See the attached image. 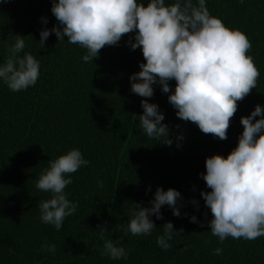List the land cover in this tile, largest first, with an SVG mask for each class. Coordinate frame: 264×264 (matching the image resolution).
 I'll use <instances>...</instances> for the list:
<instances>
[{
	"label": "trees",
	"instance_id": "16d2710c",
	"mask_svg": "<svg viewBox=\"0 0 264 264\" xmlns=\"http://www.w3.org/2000/svg\"><path fill=\"white\" fill-rule=\"evenodd\" d=\"M52 3L0 0V65L17 34L26 45L19 55L30 52L40 62V76L26 90L13 92L0 79V264H264V236L228 237L221 243L211 234L212 213L200 195L210 190L201 175L206 157H226L242 134L241 117L257 104L264 107V0H206L213 16L248 36V54L260 77L257 87L238 102L226 140L180 120L168 93L153 85L150 102L164 113L171 146L149 139L139 125L143 98L131 91L129 77L140 70L144 58L140 48L132 50L127 43L134 33L105 46L87 63L82 59L86 50L70 44L66 36L58 41L52 33L42 48L40 31L58 25ZM42 18H47L46 24ZM175 83L169 81L173 91ZM72 148L89 163L70 174L73 182L65 193L78 208L58 231L40 220L38 205L50 194L37 189L36 182L50 160ZM157 186L181 193V215L174 216L164 205L162 219L150 217L156 225L150 235H124L121 225L131 218L132 202L150 207ZM192 215L197 222L191 221ZM168 221L174 232L168 241L171 248L164 250L156 240ZM98 226L106 228L103 239ZM118 238L127 259L102 256L104 241ZM45 244H54L55 253L43 248ZM217 247L223 249L221 255L214 254Z\"/></svg>",
	"mask_w": 264,
	"mask_h": 264
},
{
	"label": "clouds",
	"instance_id": "9594fccd",
	"mask_svg": "<svg viewBox=\"0 0 264 264\" xmlns=\"http://www.w3.org/2000/svg\"><path fill=\"white\" fill-rule=\"evenodd\" d=\"M51 11L58 25L40 31L42 48L50 34L54 33L58 41L66 36L70 44L86 50L82 57L86 63L98 57L105 46H115L123 36L134 33V39L130 37L127 43L132 50H142L144 62L129 77L131 91L143 98L139 125L155 142L171 146L173 140L163 122L164 113L158 104L150 102L153 85L159 84L161 91L168 93V102L180 120L220 140L228 138L238 102L257 87L260 71L248 54L250 39L239 28H230L213 16L206 0H148L147 4L143 0H53ZM42 20L47 23V18ZM25 47L23 36L17 34L14 45L8 47L6 61L0 65V79L13 92L34 86L40 76L36 57L30 52L19 55ZM171 80L176 82L174 91ZM240 122L243 131L237 146L226 157L219 153L206 157V172L201 174L210 189L200 193L212 213L210 231L221 243L228 237L256 240L264 236V107L257 104ZM177 139H183L182 134ZM88 163L78 148L49 161L36 182L37 189L50 194L38 205L42 223L59 231L65 218L76 212L78 203L67 198L65 188L73 182L70 174ZM178 199V190L165 191L157 186L150 207L132 202L131 218L127 225H121L124 235H150L156 228L150 217L162 219L164 205L179 217ZM191 203L198 208L195 198ZM190 219L197 222L195 215ZM162 227L163 234L156 242L168 250L173 224L168 221ZM98 229L103 239L106 228ZM42 247L51 253L56 251L54 244ZM222 253V248L214 249L215 255ZM101 255L126 260L128 253L118 238L105 240Z\"/></svg>",
	"mask_w": 264,
	"mask_h": 264
}]
</instances>
